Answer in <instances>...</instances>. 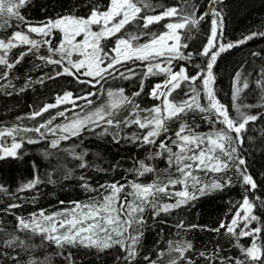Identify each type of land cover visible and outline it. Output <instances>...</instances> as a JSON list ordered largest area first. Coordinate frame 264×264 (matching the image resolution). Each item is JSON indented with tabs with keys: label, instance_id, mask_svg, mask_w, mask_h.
<instances>
[{
	"label": "trees",
	"instance_id": "1",
	"mask_svg": "<svg viewBox=\"0 0 264 264\" xmlns=\"http://www.w3.org/2000/svg\"><path fill=\"white\" fill-rule=\"evenodd\" d=\"M153 6H195L197 18L209 11L210 0H189L185 5L183 0H149ZM92 4H98L102 9L106 8L108 0H30L25 7L19 11L32 25L47 22L49 19H56L60 15L74 14L77 16H87L90 14ZM87 5V6H85ZM143 7V5H141ZM221 15L217 17L218 24L222 21V28L218 27L219 44L227 45L229 42H236L242 37L253 32H264V0H219L215 5H211ZM162 9L155 7V12L144 9L148 14H156ZM212 15L209 14L200 21L195 28L189 26L182 30V41L188 45L182 51L187 54L191 52L192 59L173 60L172 68L179 71L181 66L186 68L188 75H195L201 69L206 68L207 57L200 55L203 47L207 44V39L211 35ZM172 22L169 19L160 21L158 24L150 25L148 29L138 28L133 23L126 26L123 34L146 32L162 33L167 29L164 24ZM12 27L4 25L0 35L3 38L10 36L13 31H20L25 24L12 18ZM142 23V22H141ZM19 25V27H16ZM121 35V34H118ZM59 36L56 33V38ZM151 39V35H144L135 43H143ZM57 40L53 42L57 44ZM115 37L111 41L114 45ZM22 52H27L26 48H14L8 52L7 59L11 63L20 56ZM259 53V55H253ZM38 55L47 56V47H41ZM35 51L26 55L19 64L9 73L8 79H0V129L12 126H23L38 128L41 124L52 120L49 128H57L64 125L69 120L76 119L77 114L83 116L86 111L94 109L101 104H106L109 100L107 91L123 88L124 94L132 99V103H125L115 109L114 119L124 121L126 118L133 119L130 113L136 112L134 105L139 104L141 109H150L154 105H159L160 100L150 97L152 87L162 83L166 76L164 74L149 75L144 79L146 72V62L128 63L119 71L115 72V79L108 77L106 81H101L95 87L87 83H79L74 77L68 75L56 76L57 71H63L59 65H51L36 58ZM55 59V56L53 57ZM129 69L132 71L129 72ZM5 68L0 66V72ZM241 73L240 87L246 79L249 87L240 93V100L237 103L253 105L251 108L242 107L241 111L256 115L255 121H250L241 133V140L234 141L231 145L236 148L229 173L225 178L231 179V184L222 189H216L207 195H198L196 199L189 200L187 204L170 212H161L154 216L151 208L144 214L143 225L135 226L138 232H142L137 245V257L132 264H168L170 259L178 257V253L171 251L172 247L181 242L191 243L192 249L185 252V259L178 260V264H220V257H235L245 259L240 249L235 246L236 239L221 229L219 233L208 231L207 229L217 228L221 221L230 222L236 207L242 202L243 196L248 195L254 204L253 213L259 218L258 222H253L250 227L264 226V91L258 87L259 81H264V36H256L247 43L227 49L221 52L213 68L215 90L218 101L226 106L233 119H237V113L233 107V80L236 72ZM131 76L130 79H123L120 73ZM49 77H54L49 79ZM90 79L81 76V80ZM144 79L143 92L139 96L132 94L140 89V82ZM42 80V82H41ZM200 82H197L199 86ZM23 89V90H22ZM190 90V85L185 82L182 90L177 89L172 93V97L177 100L184 97V92ZM72 93L75 101L73 109L68 108L64 116L57 113L66 109L67 104L50 108L42 115L33 117V113L45 104H55L57 96L65 93ZM94 93L90 99L93 103L90 106L81 105L84 99H78ZM85 101V100H84ZM86 102V101H85ZM200 103L207 106V100L201 90ZM65 106V107H63ZM144 111L138 112L143 118ZM55 117V119H52ZM216 116L212 113H201L199 111L188 112L178 121L168 122L169 132L162 134L157 139L156 144H144L142 140L134 139L142 136L147 129L141 130L137 125L130 127L120 123L119 126L107 125L100 122L99 127L91 126L93 131L82 129L79 136L70 137L60 141L58 148L51 147V141L58 139L61 133L53 135L45 129L44 133L30 131L25 135H30L31 140L36 143H28V140H18L21 148L17 149V158L6 157L0 160V255L7 252L10 257H16L18 264H30L31 261H38L40 264H127V261L118 259L126 252L119 245L100 251L96 248H85L82 245L57 246L54 241L44 238L42 235L33 234L29 230L19 227V218L33 216L43 211L44 214L54 212L74 204L95 199L101 196V185L112 183L130 184L131 182L140 184H150L158 178L166 182L169 173L175 166L169 167L168 153L159 149V140L165 136H172L180 123H187L196 133L206 134L217 129H222L223 124L214 123ZM233 137L235 132L230 133ZM7 142H6V140ZM5 147L11 145L12 137L5 136ZM169 146L173 151L176 147L169 141ZM160 151L162 155L156 157L152 154ZM76 155L86 153L84 161L88 167L80 168V160L74 158ZM243 158L246 161L241 168H247L257 183V188L251 190L249 186L242 184L241 174L236 171L237 159ZM139 161L151 166L154 171L138 175L134 169L139 168ZM69 170L71 177L65 178ZM85 177L81 180L80 177ZM40 183L34 188L21 191L20 189L30 181L37 179ZM221 180L223 184L224 181ZM87 183L86 190L82 185ZM93 189L95 191H93ZM247 189V190H246ZM171 191L181 190L180 185L169 188ZM159 195V194H158ZM63 201V203H61ZM171 202V201H169ZM10 205H17L15 208ZM236 206V207H234ZM184 227H177L178 224ZM199 225L201 227H190ZM239 231V229H237ZM13 236L27 242V246H20L19 243L11 248H4L3 243ZM251 237H243L239 243L248 247L251 245ZM264 243V232L261 233V240ZM219 249L218 256L213 259H205L200 256L205 252L207 256L213 257ZM161 254L163 256L161 257ZM147 257L148 259H145ZM6 264H15L12 259H8ZM235 264V261H231Z\"/></svg>",
	"mask_w": 264,
	"mask_h": 264
},
{
	"label": "snow or ice",
	"instance_id": "2",
	"mask_svg": "<svg viewBox=\"0 0 264 264\" xmlns=\"http://www.w3.org/2000/svg\"><path fill=\"white\" fill-rule=\"evenodd\" d=\"M29 2L30 0H0V21H3L0 23V29L4 28V24L12 27L10 21L12 18H16L27 26V33H34L41 37L40 40H36L23 31H13L7 38H0V53H3L0 55V66L5 68L3 72H0V79H8L9 73L15 65L33 51L37 54V59L51 65H59L63 69L62 72L57 71L56 76H72L79 83H87L92 87L100 84L101 81H106L108 77L115 79L114 73L118 71L117 65L137 60L147 62L144 79L149 75L157 74H164L166 79L162 83L154 85L150 92L151 98L160 100V104L154 105L150 109H141L139 104L134 105L136 112L129 114L135 117L133 119L126 118L124 121L114 119L115 109L125 103H132V99L124 94L123 88L115 91L109 89L107 91L108 102L86 111L83 116L77 114L76 119L69 120L68 123L57 126V128H49L48 125L52 123V120H49L38 128L25 129L24 131H35L43 136L44 133L41 132V129H45L53 135H56L58 130L61 135L58 139L51 141V147L58 148L60 141L79 136L82 129L93 131L94 128L91 126L99 127L101 121L110 126H119L120 123H124L125 126L130 127L135 124L141 130L147 129L142 136L134 137V139L142 140L144 144H156L157 139L162 134L169 132L168 122L178 121L182 116L192 111L212 113L217 118L214 123L224 125L222 129L202 135L196 133L187 123H180L172 136H165L164 139L159 140V149L168 153L169 167L175 166L176 172L179 173L176 177L169 173L166 182L159 180V178L150 184L131 182V192L123 196L126 185L119 183L101 185V188H105L106 194L100 200L93 199L86 204L74 202L73 208L51 215H45L41 211L38 217L33 215L31 222H26L23 218L18 217L21 229L29 230L33 234L44 236L47 240L55 241L57 246L65 244L82 245L85 248H96L103 251L119 245L126 252V255L118 257V259H123L127 261V264H132L138 255L136 245L143 233L140 232L133 236L129 230L133 228L134 224L143 225L145 223L143 213L147 207H151L154 216H158L161 212H170L187 204L189 200L196 199L197 192L199 195H207L211 191L222 189L231 184L229 178L223 184L213 181L211 184L200 185V181L194 173L196 171L219 173L232 167L230 161L233 159L236 148L231 145L234 141L241 140L242 130L250 121H255L258 117L241 111L242 107L251 108L253 105L237 103L240 100V93L249 87L246 79L243 86L240 87L241 73L239 71L235 73L232 92L233 107L238 115L237 119L230 116L228 108L221 104L216 97L213 88L215 83L213 68L221 52L245 44L256 36H264V32H253L234 43L229 42L227 45L220 43L217 47L218 27L222 28V21L218 24L216 18L220 17L221 14L211 5L217 4L219 0H210L209 11L201 14L198 18L194 5L186 7L153 6L149 0H108L104 9L98 4H92L90 14L87 16L60 15L54 20L49 19L47 22H42L36 26L28 22L19 11ZM183 3L188 5L189 0H183ZM155 7H160L162 10L156 14H148L144 11V9H149L155 12ZM209 14L213 17L211 35L199 53L208 58L206 68L191 76L188 75L183 66L179 68V71H173V60H191L193 55L191 52L185 54L182 51L188 47L182 41V30L189 26L197 27L200 21ZM165 19L172 21L163 25L167 29L166 32L146 33L138 31L123 34L126 26L133 23L137 24L138 28L148 29L150 25L158 24ZM55 31L60 33L59 43L56 45L53 44ZM144 35H151V39L143 43H135ZM113 37H115L114 45L105 43L111 41ZM21 44L29 46L27 52H22L15 63L9 62L7 59L9 50ZM43 45H47V56L38 55ZM253 55H259V53H253ZM54 56H59V59H53ZM131 71L129 69V72ZM81 76L90 79L81 80ZM120 77L123 79L131 78L122 72ZM53 78L49 77V79ZM144 79L140 82L139 91L134 92L133 96H139L143 92ZM185 82L190 85V90L184 92L185 98L177 100L172 97V93L177 89L182 90V85ZM197 82H200L199 86ZM258 87L264 91V81H259ZM201 90L207 100V106L200 103ZM93 95L94 93L89 92L85 96L78 97V99H84L86 105L90 106L93 103L90 97ZM66 102L74 103L72 93L67 92L63 96H57L55 104H45L33 113V117L42 115L50 108L58 107ZM140 111H144L148 115L141 118L138 115ZM57 115L64 116V112H58ZM16 131L15 128L0 130V139L10 136L13 140L10 147L0 144V160L6 157L17 158V149L21 148V143L16 142L14 135ZM232 132L236 133L235 137L230 135ZM169 141L176 147L177 151H173L172 147L169 146ZM36 142L31 139L28 140V143ZM73 155L75 159L81 161L80 168L88 167L84 161L86 153L76 155L73 152ZM152 155L159 157L162 152L157 151ZM222 157H227V160ZM236 159L238 161L236 171L241 174L242 184L249 186L251 190H255L257 188L256 181L248 174L246 167H240L246 164L245 159L239 157ZM134 171L142 176L145 173L153 172L154 169L145 164L144 161H139V168L134 169ZM70 177L71 170L65 178ZM80 179L83 181L85 177L81 176ZM189 181H191V187L195 189L193 192L188 191ZM38 183L40 180L37 177L20 190L34 188ZM178 184L183 185V190L169 193V188H175ZM198 185L199 187H197ZM82 186L86 190L89 188L87 183ZM93 191L95 190L93 189ZM158 194L174 195L178 199L172 204H160L157 203ZM128 195L133 197L131 201L128 200ZM9 207L15 208L17 205H10ZM254 207L249 196L245 195L242 202L236 207L230 222L221 221L217 228L207 229L216 233L224 229L226 234L236 239L235 246L240 249L245 257V259L228 257L226 260L220 257V264H231L233 260L235 264H264V243H258L261 240V233L264 232V226L250 227L253 222L259 220L253 213ZM177 227L182 228L184 225L181 223ZM190 227L201 226L191 225ZM125 233L128 235L126 236ZM243 237L252 238L250 246L245 247L239 243ZM129 240L131 242L127 243ZM17 242L22 247L27 246L26 241L13 236L3 243V247H14ZM169 243L171 251L179 255L170 259L168 264H178V260L185 259V252L192 249L190 242H181L174 247H172L171 242ZM218 252L219 249L217 248L213 257L207 256L205 252H201L200 256L205 257V259H213L218 256ZM162 256L163 254H161ZM8 259H12L15 264H18L17 258L10 257L7 252L0 255V264H6ZM145 259L148 258L145 257ZM30 264H40V262L31 261ZM151 264H156V261H152ZM188 264H192V262L189 261Z\"/></svg>",
	"mask_w": 264,
	"mask_h": 264
},
{
	"label": "rangeland",
	"instance_id": "3",
	"mask_svg": "<svg viewBox=\"0 0 264 264\" xmlns=\"http://www.w3.org/2000/svg\"><path fill=\"white\" fill-rule=\"evenodd\" d=\"M0 23H3V21H0ZM4 25H8V24H4ZM38 25H40V24H38ZM34 26H36V25H34ZM5 29V28H4ZM3 30V29H2ZM0 31H1V29H0ZM20 31H23V32H25V33H27V26L26 27H24L22 30H20ZM56 33H58L59 34V36L56 38ZM31 38H33V39H36V40H40L41 39V37L40 36H37L36 34H34V33H27ZM53 35L55 36V40H57L58 42H57V44L59 43V37H60V33L58 32V31H55L54 33H53ZM0 38H3L1 35H0ZM7 38V37H6ZM49 39H51V37H49ZM54 40V41H55ZM53 41V42H54ZM44 47H47V45H43ZM42 46V47H43ZM19 48L21 47V48H26L27 50H28V45H19L18 46ZM18 47H15V48H18ZM14 49V48H13ZM10 51V50H9ZM3 53H0V55H2ZM55 59H59V56H55ZM133 63V64H137V63H139V62H141V61H139V60H137V61H135V62H133V61H128L127 63H124V64H122V65H117V69H118V71L120 70V69H122V67H125V64H127V65H129L128 63ZM141 63H144V62H141ZM147 63V62H146ZM174 71V70H173ZM151 92V91H150ZM151 97V96H150ZM72 101H74V103L73 102H66V103H63V104H67V108L65 109H63L62 111H60V112H64L65 113V111L68 109V108H70V109H73L74 107L73 106H75V101L76 100H74V99H72ZM63 104H60L59 106H62ZM86 104V102L83 100L82 102H81V105H85ZM58 106V107H59ZM63 107H65V106H63ZM76 107V106H75ZM144 116H147L148 114H143ZM143 116V117H144ZM13 128H15L17 131L14 133V135H15V137L20 141V140H22V139H26V140H29V139H31V137L32 136H30V135H25V133H30V131H24L25 129H35V128H32V127H23V126H12V127H6V128H2V129H0V130H7V129H13ZM35 132V131H34ZM212 132V131H211ZM211 132H208V133H206V134H202V133H200V134H202V135H207V134H209V133H211ZM16 139V140H17ZM6 140V139H5ZM5 140L4 141H2V140H0V144H2L3 146H5L4 144H5ZM19 141H18V143H19ZM6 142H7V140H6ZM12 143V142H11ZM11 146V145H10ZM10 146H8V147H10ZM223 159H225V160H227V157H222ZM230 163H231V161H230ZM229 173V170L227 169L226 171H223V172H219V173H215V172H211V171H196L195 173H194V175L199 179V181H200V185H204V184H211L213 181H216V182H219V183H221V180H226V179H224L225 178V176H226V174H228ZM171 175L173 176V177H176V176H178L179 175V173H177L176 172V170H175V167H174V169H173V171L171 172ZM124 185H126V188H125V192L122 194V196L123 195H127L128 193H130L131 192V187H130V184H127V183H125ZM180 187H181V190H179V191H182L183 190V185H180ZM197 187H199V185L197 186ZM188 191L189 192H193V191H195V189H193L192 187H191V181H189V186H188ZM174 191H171V190H169V193H173ZM106 194V190L105 189H103L102 191H101V196L103 197V195H105ZM196 195L198 196L199 195V193L197 192L196 193ZM102 197H100V196H96V200H100V199H102ZM127 198H128V200L129 201H131L132 199H133V197L132 196H130V195H128L127 196ZM176 199H178V197H175L174 195H163V194H159V195H157V203H160V204H172V203H175V201H176ZM91 200H93V199H90V200H86V201H83V202H79V203H81V204H86V203H89ZM169 201H171V202H169ZM74 207V204H72V205H69V206H66V208H63V209H61V210H58V211H56V212H54V213H57V212H63V211H65V210H67V209H71V208H73ZM151 209V207H147L146 208V210H145V212H144V214H146V213H148L149 212V210ZM40 213V212H39ZM39 213L38 214H36V216L38 217V215H39ZM53 213V214H54ZM45 215H51V213L50 214H45ZM32 218H33V216H28V217H26L24 220L26 221V222H31V220H32ZM58 219H59V217H58ZM138 224H134L133 225V228L132 229H130L129 231L131 232V235H133V236H135V235H137L139 232H138V230H137V228L135 227V226H137ZM61 231H63V230H61ZM125 235L127 236L128 234L127 233H125ZM141 237V236H140ZM139 240H140V238H139ZM55 242V241H54ZM131 241L129 240V241H127V243H130ZM138 245V244H137ZM137 245H136V249H137ZM137 251V250H136Z\"/></svg>",
	"mask_w": 264,
	"mask_h": 264
}]
</instances>
